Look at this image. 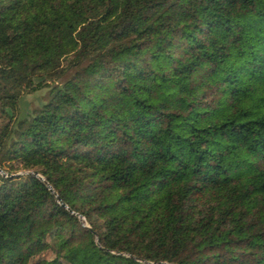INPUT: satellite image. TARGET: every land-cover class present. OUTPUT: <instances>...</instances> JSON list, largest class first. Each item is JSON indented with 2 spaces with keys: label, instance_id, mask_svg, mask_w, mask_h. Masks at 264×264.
Listing matches in <instances>:
<instances>
[{
  "label": "trees",
  "instance_id": "trees-1",
  "mask_svg": "<svg viewBox=\"0 0 264 264\" xmlns=\"http://www.w3.org/2000/svg\"><path fill=\"white\" fill-rule=\"evenodd\" d=\"M0 171V264H264V0H0Z\"/></svg>",
  "mask_w": 264,
  "mask_h": 264
},
{
  "label": "rangeland",
  "instance_id": "rangeland-1",
  "mask_svg": "<svg viewBox=\"0 0 264 264\" xmlns=\"http://www.w3.org/2000/svg\"><path fill=\"white\" fill-rule=\"evenodd\" d=\"M48 90L44 89L34 94H28L24 97L21 103V113L30 111L32 108L39 106L44 100H46ZM86 240L79 236L77 237L66 249L61 251L60 257L63 264L74 263L84 250ZM56 251L52 249L45 256H39L31 259L29 264H42L45 260H49L55 257Z\"/></svg>",
  "mask_w": 264,
  "mask_h": 264
},
{
  "label": "water",
  "instance_id": "water-1",
  "mask_svg": "<svg viewBox=\"0 0 264 264\" xmlns=\"http://www.w3.org/2000/svg\"><path fill=\"white\" fill-rule=\"evenodd\" d=\"M0 173L3 175V173L0 171ZM32 175H34V176H38L37 174H35V173H32ZM47 188L50 190V192H53L52 190H51V188L49 187V185H47ZM56 199H57V202L59 203V205L61 206V207H63V208H65V209H67V206H65L64 204H63V202L58 198V197H56Z\"/></svg>",
  "mask_w": 264,
  "mask_h": 264
}]
</instances>
